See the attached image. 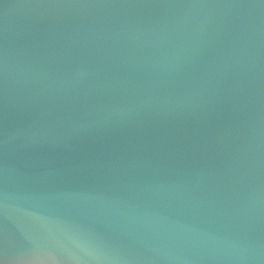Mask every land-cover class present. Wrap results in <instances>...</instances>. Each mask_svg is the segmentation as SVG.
I'll return each instance as SVG.
<instances>
[{"label":"water","instance_id":"water-1","mask_svg":"<svg viewBox=\"0 0 264 264\" xmlns=\"http://www.w3.org/2000/svg\"><path fill=\"white\" fill-rule=\"evenodd\" d=\"M0 264H264V0H0Z\"/></svg>","mask_w":264,"mask_h":264}]
</instances>
